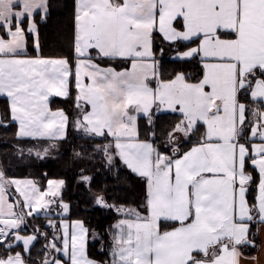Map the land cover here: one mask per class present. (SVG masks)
I'll list each match as a JSON object with an SVG mask.
<instances>
[{"label":"snow or ice","instance_id":"snow-or-ice-1","mask_svg":"<svg viewBox=\"0 0 264 264\" xmlns=\"http://www.w3.org/2000/svg\"><path fill=\"white\" fill-rule=\"evenodd\" d=\"M48 11V0H0V30L8 37L0 36V95L10 99L18 136L62 138L68 117L50 110L49 97H68L74 76L76 107L83 112L77 127L115 137L123 163L146 180L148 215L117 209L132 219L115 225L109 264H241L240 248L255 247L250 224H264V111L257 108L252 126L246 127L248 107L242 102L249 95L264 104V0H78L75 72L66 59L20 56L26 33L33 35L39 50L35 17L45 19ZM154 33L170 44L196 43L177 52V58L201 57L202 79L189 83L180 73L156 89L150 87L149 76L156 75ZM118 58L129 60L130 69L117 71L95 62ZM149 58L152 63L146 62ZM154 103L183 113L184 119L168 133L170 142L179 141L177 133L188 137L198 131L200 122L206 126L202 141L187 152L173 147L171 156L139 141L137 115L143 113L151 123ZM86 106L91 110L84 111ZM248 133L262 143H242ZM104 151L108 153L107 146ZM246 163L259 173L251 205L247 193L253 177ZM63 184L50 181L49 191L40 192L31 180L6 178L0 171V244L8 241L6 251L22 242L29 252L38 236L19 234L26 217L48 210L52 200L46 197H56ZM9 186L22 201L8 202ZM96 202L108 207L102 196ZM62 207L69 209L68 204ZM162 222L178 226L161 231ZM49 225L57 228L51 220ZM72 227L70 234L63 223L61 246L55 236L45 245L61 258L45 257L41 264H62L64 256L70 264H98L87 256L89 230L80 221ZM36 232L47 239V233ZM0 264L25 260L17 252L0 258Z\"/></svg>","mask_w":264,"mask_h":264},{"label":"trees","instance_id":"trees-1","mask_svg":"<svg viewBox=\"0 0 264 264\" xmlns=\"http://www.w3.org/2000/svg\"><path fill=\"white\" fill-rule=\"evenodd\" d=\"M50 12L46 20L39 21L40 48H34L29 35V54L45 57H65L73 65L75 62V11L76 0H49ZM188 43L170 44L155 33L154 51L158 62L159 77L169 80L183 73L191 81H198L203 76V66L198 58L173 59L172 54L191 45ZM162 49V51H161ZM104 64L117 67L126 66L125 60H100ZM77 88L74 77L71 78V92L66 98L55 97L51 100L54 108H63L69 115V134L64 139H25L17 136V124L11 120L10 104L7 98L0 96V171L6 178L31 177L42 189H45L51 178H62L67 182L64 198L71 202L69 218L80 219L88 228V255L102 263L110 261L109 247L112 245L110 231L114 223L122 218L116 207H137L146 213L147 195L146 180L133 173L120 161L117 165L108 163L104 148L109 136H96L77 128L76 122L83 112L76 107ZM249 108L255 112L257 104L249 95L242 98ZM179 113H161L149 123L147 117L140 118L141 137L151 139L160 152L172 155L173 145L168 133L181 121ZM198 131H202L199 125ZM155 133V135H153ZM198 133V132H197ZM200 141V135L193 132L179 143L180 151H184ZM45 151L47 154H45ZM40 153V155H37ZM246 172L252 175L249 186V201L252 204L256 195L257 173L254 167L246 163ZM85 173L91 174L92 180L87 185L81 180ZM11 188V187H10ZM12 189V188H11ZM104 195L109 207L94 206L88 195ZM93 206V207H92ZM48 215L26 217L27 223L20 232L47 233V239L38 234L37 241L28 255H24L29 264H41L45 245L49 243L52 229L47 224ZM175 222H162L161 230L173 228ZM111 232V234H112ZM257 223L252 224L251 236L258 243ZM113 236V235H112ZM256 248V247H255ZM252 248V251L255 250ZM0 253L5 255V244H0Z\"/></svg>","mask_w":264,"mask_h":264},{"label":"crops","instance_id":"crops-1","mask_svg":"<svg viewBox=\"0 0 264 264\" xmlns=\"http://www.w3.org/2000/svg\"><path fill=\"white\" fill-rule=\"evenodd\" d=\"M48 5H49V0H48ZM77 5H78V0H76V11H75V16H76V12H77ZM50 12V6H49V11H48V14ZM47 14V16H48ZM46 16V18H47ZM45 19H41L39 15H37L35 17V19L37 20L38 22V31H39V21L40 20H46ZM75 33H76V21H75ZM29 35H31L32 37V41H33V45H34V37L32 34H29V33H26V47L24 49L23 52L20 53V56L21 58H45V59H66L68 61L67 58L65 57H45V56H41L40 54H37V55H30L29 54ZM154 37H155V33L153 34ZM161 35V34H160ZM0 36H4L5 39H7L8 37L4 35V32L2 30H0ZM39 41H40V36H39ZM188 42H191V41H188ZM188 42H179V43H188ZM196 43H193L191 45H189L188 47H196ZM184 48V49H180V50H177L175 51L173 54H172V58L173 59H178L177 58V52L179 51H184V50H187V48ZM35 48V46H34ZM36 49V48H35ZM39 51V50H37ZM152 51H153V54H154V59H155V62H156V75L155 76H152L150 75L149 76V80H148V83H149V86L152 87L153 89H156L158 86H159V83L160 82H168V81H171L173 80L174 78L172 79H169V80H161L160 77H159V68H158V62L156 60V55H155V51H154V40H153V46H152ZM95 53H93L94 55ZM195 58H198L199 60H201L202 62V66L204 65L205 61L201 58V57H195ZM119 59V58H118ZM119 60H123V59H119ZM126 61V66H122V67H117L113 64H104V63H101L100 60H96L95 62L96 63H99L101 64L102 67H112V68H115L117 71H121V70H125V69H130L131 67V62L129 60H125ZM147 63H152V58H149L147 61ZM69 65L72 67L73 69V72H75V67H76V64H77V57H76V53H75V62L74 64L72 65L69 61H68ZM203 74H204V67H203ZM185 75V74H184ZM74 77V76H73ZM203 77V76H202ZM185 78L186 80L189 82V83H195V82H198V81H191L189 80L186 75H185ZM202 79V78H201ZM74 81H75V77H74ZM89 81L85 80V83H88ZM75 85H76V81H75ZM77 88V87H76ZM79 90L77 89V92ZM71 92V78H70V83H69V93ZM70 95V94H69ZM1 97H5L8 99L9 101V104H10V99L5 96V95H0ZM55 97H59V96H50L49 97V108L52 112H57V111H63L65 113V115L68 117V123H67V128H66V132H65V135L64 137L60 138V137H56V138H52V137H37V138H32V137H20L18 136V131H19V123L18 121H12L15 122L17 124V136L19 138H25V139H45V140H57V139H64L68 136L69 134V115L67 113V111L63 108H54L51 106V100ZM62 98H66V97H62ZM251 98V97H250ZM252 100V99H251ZM243 102V100H242ZM245 103V102H244ZM255 103L257 104V107L264 111V104H261L259 101H255ZM247 105V104H246ZM248 107V111L246 112V127H251L252 124L251 122L254 121L256 119V117H254L252 115L253 111L249 108V106L247 105ZM179 108V106H177V109ZM90 106H86L84 111H90ZM130 112H134L133 109H129ZM151 113H152V121L155 119V117L158 115V114H161V113H179L182 115V119L181 121L184 119L183 117V113H181L179 110L177 111H172L171 109H168L167 107L165 106H159L158 104L154 103L152 105V108H151ZM141 117H147L145 116L143 113H139L137 115V121H136V124H137V130H138V140L141 141V142H148V143H151L153 145L154 148L155 145L153 144V142L151 141V139H145L143 137H141V133H140V118ZM82 117L79 119L81 120ZM148 119V118H147ZM0 120L1 119V115H0ZM181 121L178 123L180 124ZM149 122V121H148ZM199 125H202V131H196V134L200 135V141L197 142L196 144L192 145L191 147H189L188 149L182 151V152H187L189 151L192 147L194 146H197L203 139V135H204V132H205V129H206V126L203 125L202 122L198 123L197 125V128L199 127ZM79 128V127H77ZM80 129V128H79ZM82 130V129H81ZM198 132V133H197ZM109 136V142L108 143L109 145H107V148H108V153H106V157H107V160H108V154L110 153L112 155V162H109L108 160V163L110 165H117L120 161L123 163V160L120 158V156L118 155V150L115 148V137L109 135V134H105L104 136ZM176 135H178L180 137L179 141L175 144V146H178L179 143L184 139V136L182 134H179L177 133ZM242 143H245L246 145H252V144H259V143H262V141L259 139V137H256V138H252L250 136V133H248L245 137L244 140L241 141ZM157 149V148H156ZM249 151H250V154H251V147H249ZM164 154H167V155H170L168 153H165V152H162ZM171 156V155H170ZM125 165V164H124ZM255 169V168H254ZM131 170V169H130ZM132 171V170H131ZM256 173H257V182H256V185L258 184L259 182V173H258V169H255ZM133 172V171H132ZM134 173V172H133ZM248 173V172H247ZM136 174V173H135ZM138 175V174H137ZM210 175V174H209ZM11 179H16V180H31L35 185H36V188L40 191V192H48L49 191V182L50 181H64V184L63 186L59 189V192H58V195L56 197H46V199H51L52 200V203L49 207L48 210H43L41 211V213L39 215H48L50 218L48 219L47 221V224L49 225V220H51L52 222H54L56 225H57V228H52L51 229L54 231L55 233V237L57 238V243H58V246H61V237H62V229H63V223H67L69 225V231L72 229V226H73V222L74 221H77V220H80V219H71L69 218V214L71 212V202L67 201L65 198H64V191L66 189V186H67V182L65 179H62V178H51L48 180L47 182V186L45 189H42L41 186L31 177H14V178H11ZM250 186V185H249ZM12 189H11V188ZM248 193H249V190H248ZM248 193H247V199H248V202L249 204L251 205L250 201H249V197H248ZM256 195H257V188H256V191H255ZM255 195V196H256ZM102 197H105L104 195H100ZM99 197V196H97ZM6 199L8 200V202L10 203H13L17 200H23V197H21L19 195L18 192H16L15 190V187L14 186H9L8 189H7V195H6ZM97 198L95 199L94 201V206H100L101 204H98L96 202ZM105 201V200H104ZM106 203V202H105ZM63 204H68L69 205V209L67 212L64 211L62 205ZM107 204V203H106ZM108 205V204H107ZM7 211V209H5V212ZM14 211H17L19 212L20 209L19 208H14ZM25 211H27V209H25ZM141 215H148V213H144L142 211V213H140ZM7 218V217H5ZM122 219V218H121ZM132 219V218H131ZM254 223H257V230H258V234H257V237H258V243L256 242V240L254 239L255 241V250L252 251V248L253 247H248V246H244V247H241L240 248V251L242 253V257H241V264H264V224H259L258 222H254ZM115 224L116 222L114 223V227H115ZM253 224V223H252ZM252 224H250V238H252L251 236V228H252ZM178 224L175 226L177 227ZM87 227V226H86ZM88 229V228H87ZM116 229V227L114 228ZM166 230H172V228L170 229H166ZM15 231V230H14ZM161 231H165V230H161ZM19 234L21 236H29V235H33V234H37L35 232H29V233H24V232H19ZM113 236H114V232H112ZM12 234L10 233V236ZM38 236V234H37ZM89 237V236H88ZM253 239V238H252ZM89 241V239H88ZM13 242L15 243L14 241V237H13ZM8 243V241H5L4 244L6 245ZM31 250V248H30ZM29 250V252H30ZM87 250H88V243H87ZM17 252H19L23 257H24V260H25V264H29L25 258L24 255H28L29 252H25V249L22 245V242L20 243H16L15 244V247L9 252V253H6L5 255H2L0 253V258H6L8 255H15ZM88 254V252H87ZM89 256V255H88ZM57 258H61V254L58 253V256ZM254 258V259H253ZM64 262H68V258L66 256L62 257V264H64ZM68 264H70V262H68Z\"/></svg>","mask_w":264,"mask_h":264},{"label":"rangeland","instance_id":"rangeland-1","mask_svg":"<svg viewBox=\"0 0 264 264\" xmlns=\"http://www.w3.org/2000/svg\"><path fill=\"white\" fill-rule=\"evenodd\" d=\"M108 143H110V142H108ZM108 143L106 144V146L109 145ZM171 144L173 145V147H176L175 144H173L172 142H171ZM111 162H112V160H111ZM84 176L89 177L90 180H89L88 182H85V181L82 179V177H84ZM81 180H82L83 182H85L87 185H89V183H90L91 180H92V176H91V174L85 173V174H83V175L81 176ZM88 196H89V198L91 199V204L94 205V201H95V199L97 198V196H100V195H93V194H92V195H88ZM103 199L105 200V202L108 204V207H109L110 204H109V202L107 201L106 197H103ZM100 206L105 207V206H103V205H100ZM92 207H93V206H92ZM116 208H118V209H129V208H131V209H136L138 212L142 213V210H141V209H139V208H137V207H132V206H130V207H127V206H121V207H116ZM119 212H120L121 215H122V219L120 218L119 220H117V221H116V224H117L119 221H121V220H124V219H131V218H132L131 216L126 215L125 212H123V211H119ZM77 221L82 222L83 225H84V227L87 228L86 225L84 224V222H83L82 220H77ZM77 221H74V222H73V225H74L75 222H77ZM116 224H115V225H116ZM114 228H115V227H114ZM72 231H73V227H72V229L69 231V233L71 234ZM111 232H112V231H110V235H111L110 240L112 241V245H113V237H114V236H112L113 234H111ZM113 232H114V235H115L116 232H117V229H114ZM51 236H52V237L50 238V240L48 239L49 242L53 239V236H55V233H54L53 230H52V232H51ZM88 239H89V237H88ZM88 239H87V243H88ZM112 245L109 247L110 261H111V259H112V256H111ZM87 252H88V250H87ZM57 256H58V253H56V252H54V251H51V250H47V251H46V254H44L43 258H40V259L43 260L45 257H47L49 260H51L53 257H56V258H57ZM87 256H88V254H87ZM88 258L91 259V260H93V261L98 262V264H109V262H110V261H108L107 263H102V262H99V261H97V260H94V259L90 258L89 256H88Z\"/></svg>","mask_w":264,"mask_h":264}]
</instances>
